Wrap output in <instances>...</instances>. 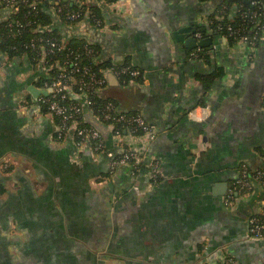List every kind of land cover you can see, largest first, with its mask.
<instances>
[{
	"label": "crops",
	"instance_id": "crops-1",
	"mask_svg": "<svg viewBox=\"0 0 264 264\" xmlns=\"http://www.w3.org/2000/svg\"><path fill=\"white\" fill-rule=\"evenodd\" d=\"M42 2L58 20L60 6L77 4ZM212 3L101 2L104 28L89 20L67 32L57 26L65 38L99 43L98 62L141 71L128 85L106 71L101 93L154 124V139L127 134L121 143L85 99L80 104L109 150L126 141L146 148V163L160 164L156 182L147 168L134 178L128 167L111 175L107 154L79 149L73 131L57 140V119L38 103L47 67L0 49V264H264V235L249 232L250 218L264 210V186L254 181L247 195L225 201L244 164L264 168V37L232 46L215 34L208 65L193 55L201 48L176 34L197 37ZM13 12L2 5L0 19ZM216 67L224 75L205 94L197 75Z\"/></svg>",
	"mask_w": 264,
	"mask_h": 264
},
{
	"label": "built area",
	"instance_id": "built-area-1",
	"mask_svg": "<svg viewBox=\"0 0 264 264\" xmlns=\"http://www.w3.org/2000/svg\"><path fill=\"white\" fill-rule=\"evenodd\" d=\"M8 7H11L13 11L18 10L16 5L18 0H4ZM86 0H77L79 7L84 5ZM94 2H107V0H92ZM253 4L259 5L257 0L253 1ZM32 6L36 9V3L32 2ZM262 11L264 15V1L261 3ZM59 14L63 13V7H59ZM65 19L70 25L78 26L86 20L90 21L96 28H104L106 26L103 18H100L94 14L90 9L88 10H71L64 13ZM251 14L256 16L258 11H252ZM208 23H211L208 19ZM228 30H232L231 25H227ZM264 31V29H263ZM258 29L256 34L258 33ZM198 38H202V33L200 31L196 32ZM255 35L252 39L248 34L240 37L237 46H251L255 45L264 36L261 34L259 39H256ZM92 42L87 41L85 44V51L82 52H71L67 54V58L59 65V72L53 77L51 82L44 83L43 87L48 89L47 97L41 96L38 99V103H47L48 112L53 117L58 119L59 130L57 133V140H65L69 132L73 131L76 139V143L79 149L84 148V146L89 145L92 152L96 154L106 153L110 158L109 172L114 175L118 169L123 167H128L132 178H134L138 173L139 166L148 159V153L144 146H140V149L135 148L130 144V141H126L123 149L118 151L109 150L106 146L104 139L102 138L100 132L94 127L87 125L83 120V108L80 102L75 100L71 102H66L70 95L78 97L80 99H85L87 104L93 110L94 114L98 116L102 121L107 123L113 131L114 137L121 143L125 139V135L121 133L120 127L117 124H125L127 126L128 134L144 140L154 139L157 135V128L154 124L148 122L141 113L130 114V111H123L120 108V104L114 99H107L104 106L100 109L95 110V100L93 95L100 93L102 89L106 86V71L113 72L122 84H130V74L132 76H138L140 71L135 68L130 63H124L122 65H117L112 63L105 69H101V75L94 71L90 64H82L83 58L86 56H91L95 53L94 48L91 46ZM234 45V46H236ZM32 48H36L37 45L35 41L31 43ZM66 42L52 41L50 43V51L64 50L66 49ZM196 57L198 53H194ZM39 62L43 63L47 67V71L50 70L49 66L46 64V60L42 58ZM68 65H71L72 69L67 70ZM74 74H82L87 76L88 81L83 79H75ZM124 75H129V80L125 83L122 82ZM135 82V81H131ZM78 85L79 91L74 90V85ZM138 131H142L141 135H134ZM131 132V133H130ZM145 162V163H146ZM148 165L150 180L156 182L159 179L160 174V164L156 162H151ZM257 175L253 179L250 175V171L246 164L242 166L240 175L237 180L233 183L232 187L229 189L228 195L226 197V203H233L235 200L241 196L247 195L253 190V182L258 181L264 186V181L262 177L264 176V171L257 170ZM240 193V196L234 198V193ZM249 232L257 237H262L264 235V210L260 216H253L249 220ZM221 264H228L223 262Z\"/></svg>",
	"mask_w": 264,
	"mask_h": 264
},
{
	"label": "trees",
	"instance_id": "trees-1",
	"mask_svg": "<svg viewBox=\"0 0 264 264\" xmlns=\"http://www.w3.org/2000/svg\"><path fill=\"white\" fill-rule=\"evenodd\" d=\"M115 0H107L108 3H112ZM212 3V6L215 5V9L212 13L209 14L208 19L211 23L207 25L198 26V31L202 33V37L213 36L215 34L225 36L230 45L234 46L238 43L240 37L248 34L252 39L255 35L256 39H259L261 34L264 36V15L261 13V3L264 0H257L259 5L253 4L254 0H204ZM32 2L36 3V9L32 6ZM7 6L4 0H0V9L1 6ZM18 10L14 11L11 18L7 20L0 19V49L2 52L6 53L10 59L15 57L27 56L33 64L39 62L42 58L46 60V65L49 66V75L42 77L40 83L44 84L46 82H51L53 77L59 72V65L67 58V54L71 52H82L84 53L85 44L87 41H91L85 37H69L65 38L61 34L60 29L56 26L60 23V20L56 19L53 15H50L42 2V0H18L17 4ZM88 10L90 9L94 14L103 18V10L101 8L100 2H94L92 0H86L82 7H79L78 4L74 6H65L63 7V13L60 14V19L69 23L65 19V14L71 10ZM258 11V14L253 17L251 14L252 11ZM58 21V23L56 22ZM56 24V25H55ZM227 25H231L232 30L227 29ZM57 27V28H55ZM258 29V33L256 34ZM35 41L37 47L32 48L31 43ZM52 41L66 42L67 47L64 50L50 51V43ZM91 46L94 48L95 53L91 56L84 57L82 64H90L94 71L98 72L101 75V69L107 68L111 65L110 61L98 62L96 57L101 52V47L99 43L91 41ZM205 48L198 49V58L203 59L208 65H211V58L206 52ZM135 67V66H134ZM136 68V67H135ZM71 65H68L67 70H71ZM75 79H83L88 81L87 76L82 74H74ZM141 71L138 76H132L130 74V83L131 81H141ZM224 75V69L216 67L210 70L208 73H201L197 75V78L203 85L205 94L209 93L212 90L219 79ZM129 80V75H124L122 82L125 83ZM74 90L79 91L78 85H74ZM47 97V94L44 95ZM108 97L103 93H97L93 95L95 100V110L98 111L101 107L104 106ZM80 102L79 98L71 96L66 102L71 101ZM202 105L206 103L201 102ZM41 110L44 113L48 112L47 103H40ZM139 113L132 111L130 114ZM58 121V119H57ZM120 127L121 133L123 135L128 134L127 126L125 124H117ZM131 133V132H130ZM143 132L138 131L134 135H141ZM119 152V151H118ZM146 160L139 166L138 174L144 168L148 169ZM250 175L252 178H255L257 170L264 171V168L254 169L251 166H248ZM264 181V176L262 177ZM5 193V187L0 185V196ZM240 196V193H234V198Z\"/></svg>",
	"mask_w": 264,
	"mask_h": 264
},
{
	"label": "water",
	"instance_id": "water-1",
	"mask_svg": "<svg viewBox=\"0 0 264 264\" xmlns=\"http://www.w3.org/2000/svg\"><path fill=\"white\" fill-rule=\"evenodd\" d=\"M56 22L58 23L57 20H56ZM56 26H60L59 28H62V26L60 25V23H58V25H56ZM62 29L64 30V32H67V31H66V28L63 27ZM67 30H68V29H67ZM189 31H191L190 28H187V30H184V29L180 30V32H181L182 34L185 33V32H189ZM193 32H194V30H193ZM194 33H196V31H195ZM176 36H177V38H179V39L185 41V42L187 43V46H188L189 48H192V49L206 48V47L212 45V43H213V39H212L211 36H207V37L202 38V39H198L197 37H194V36H193V37H190V38H188V39H185L183 35H179V34H176ZM31 90H34V88L31 87ZM44 93H45V94H48V89L45 88V89H44ZM91 110H92V109H91ZM92 111H93V110H92ZM93 113H94V112H93ZM95 116H96V115H95ZM96 118L99 119L100 121H102L98 116H96ZM102 122H104V121H102ZM104 123H105V122H104ZM95 125H99V124H95Z\"/></svg>",
	"mask_w": 264,
	"mask_h": 264
},
{
	"label": "rangeland",
	"instance_id": "rangeland-1",
	"mask_svg": "<svg viewBox=\"0 0 264 264\" xmlns=\"http://www.w3.org/2000/svg\"><path fill=\"white\" fill-rule=\"evenodd\" d=\"M60 25L66 29H69V28H75L76 26L75 25H70L68 23H65V21H63L62 19H60ZM46 68V67H45ZM47 69V68H46ZM107 264H113V260L112 259H108L107 260Z\"/></svg>",
	"mask_w": 264,
	"mask_h": 264
}]
</instances>
